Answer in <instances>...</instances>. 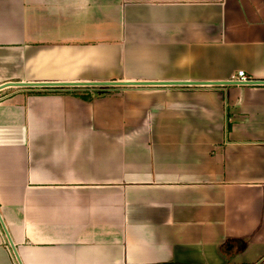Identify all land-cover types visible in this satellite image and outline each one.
I'll list each match as a JSON object with an SVG mask.
<instances>
[{"label":"crops","instance_id":"1","mask_svg":"<svg viewBox=\"0 0 264 264\" xmlns=\"http://www.w3.org/2000/svg\"><path fill=\"white\" fill-rule=\"evenodd\" d=\"M0 264H264V0H0Z\"/></svg>","mask_w":264,"mask_h":264},{"label":"trees","instance_id":"2","mask_svg":"<svg viewBox=\"0 0 264 264\" xmlns=\"http://www.w3.org/2000/svg\"><path fill=\"white\" fill-rule=\"evenodd\" d=\"M69 88L72 90L71 93L73 96L88 101L97 93L105 94L106 90L103 87H90L88 85H69ZM103 88V89H102Z\"/></svg>","mask_w":264,"mask_h":264},{"label":"built area","instance_id":"3","mask_svg":"<svg viewBox=\"0 0 264 264\" xmlns=\"http://www.w3.org/2000/svg\"><path fill=\"white\" fill-rule=\"evenodd\" d=\"M228 81L237 85H254L252 78L242 70H238L235 74H232Z\"/></svg>","mask_w":264,"mask_h":264}]
</instances>
